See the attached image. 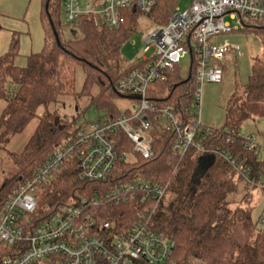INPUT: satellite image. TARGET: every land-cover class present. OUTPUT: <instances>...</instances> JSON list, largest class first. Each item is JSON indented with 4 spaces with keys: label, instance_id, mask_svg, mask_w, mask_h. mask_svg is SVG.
Returning <instances> with one entry per match:
<instances>
[{
    "label": "trees",
    "instance_id": "trees-1",
    "mask_svg": "<svg viewBox=\"0 0 264 264\" xmlns=\"http://www.w3.org/2000/svg\"><path fill=\"white\" fill-rule=\"evenodd\" d=\"M178 1L158 0L152 13L129 16L125 24L113 30L83 18L78 31H71L72 37L64 39L59 20L60 0H43L46 17L43 50L28 56L23 68L14 64L15 44L8 53L0 55V101L5 102L0 114V151L26 128L37 109H45L22 152L7 154L16 172L4 182L0 179V211L12 189L30 179L54 151L72 141L84 126H74V122L47 111V107L61 97L76 95V68L81 67L86 75L78 95L90 96L91 103L105 111L99 121L115 119L120 114L114 103V99L119 98L116 85L139 66L138 62L125 63L120 54L123 43L134 34L141 17L157 26L164 25ZM242 29L259 37L263 52L251 59L246 83L242 87L237 85L231 94L223 125L217 128L221 132L237 133L242 122L264 118V23H244ZM193 74L194 64L187 75L176 67L168 73L167 81L152 84L148 94L152 105L155 108L170 106L176 112L188 108L194 95ZM93 85L99 91L91 96ZM158 126L155 125L152 132L153 157L144 160L135 156L134 162L117 163L105 183L77 181L75 159L60 167L36 192L37 215L45 219L57 207L80 196L101 197L118 181L168 184L166 198L155 209L151 229L175 243L174 264H189V260L201 264H264V220L253 222L250 215V188L255 186L245 182L221 158H216L198 175L200 154L190 148L180 157L173 149L175 133L158 129ZM115 138L120 153L132 154L130 142L123 135L118 133ZM229 149L237 160H247L246 164L252 168L250 178L258 182L262 164L256 162L254 152L240 141H235ZM140 209L132 202L101 208L99 214L101 219L114 221L117 229L122 230L130 225ZM3 248H0V259L5 253Z\"/></svg>",
    "mask_w": 264,
    "mask_h": 264
},
{
    "label": "built area",
    "instance_id": "built-area-1",
    "mask_svg": "<svg viewBox=\"0 0 264 264\" xmlns=\"http://www.w3.org/2000/svg\"><path fill=\"white\" fill-rule=\"evenodd\" d=\"M157 1L84 0L82 8L79 0H62L64 26L78 31L80 21L90 18L96 25L117 29L129 16L152 13ZM188 1L186 10L179 12L175 7L165 24L144 39L149 46L143 53L153 49L152 53L142 57L139 66L116 85L119 95L135 97L124 98L131 100L130 105L115 119L84 124L74 139L54 151L30 179L12 189L0 211V248L5 249L0 264H174L175 243L151 229L155 209L166 198L168 184L118 181L101 197L80 196L57 207L45 219L36 213L37 190L72 159L77 181L107 182L117 163L127 161V154L116 147L118 133L130 142L132 154L149 160L153 157L152 132L159 125L158 129L175 133L173 149L180 157L194 148L202 158H221L245 182L264 190V144L258 145L252 135L221 132L200 120L202 87L222 82L223 70L216 63L228 53V47L210 44V39L236 31L225 22L226 15L241 26L264 23V0ZM186 53L190 56L189 72L194 64L190 106L179 112L170 106L155 108L148 95L150 86L167 81L168 73L180 68ZM235 141L252 150L256 162L262 164L258 182L250 178L252 168L247 160H237L230 151ZM132 202L141 209L126 229L118 230L114 221L100 218L101 208Z\"/></svg>",
    "mask_w": 264,
    "mask_h": 264
},
{
    "label": "rangeland",
    "instance_id": "rangeland-1",
    "mask_svg": "<svg viewBox=\"0 0 264 264\" xmlns=\"http://www.w3.org/2000/svg\"><path fill=\"white\" fill-rule=\"evenodd\" d=\"M188 0H179L176 7L179 12L186 10ZM83 8L84 0H79ZM63 2L59 4V20L63 26L62 37L67 39L72 37V28L64 26ZM168 18V17H167ZM167 20V19H166ZM236 31L229 34H220L210 39V44H219L228 47V53L216 64L223 70V78L220 84H204L201 90L200 120L204 126L210 128H220L225 120V109L228 100L239 85L242 87L250 73V62L255 56H261L262 45L259 37L242 29L238 20L224 17ZM166 22V21H165ZM165 24V23H164ZM0 55L8 53L13 45H16V55L14 64L23 68L27 65V57L31 54L40 53L45 45L46 17L44 15L43 0H0ZM158 26L152 24L147 18L141 17L137 22L134 34H132L122 45L120 54L127 65L137 63L142 57L148 58L153 49L150 47L148 54L143 53L149 46L144 39ZM190 65V56L186 53L181 60L180 68L184 75H187ZM86 75L81 67L75 70V96L61 97L57 103L47 107V111L56 112L58 117L74 122V126H80L88 122H97L98 118L105 114L104 110L98 109L91 103L90 96H79L82 91ZM14 89V86H12ZM99 91L96 85L90 89L91 96ZM119 110L129 106L131 100L124 98L114 99ZM5 107V102L0 101V114ZM44 107L37 109L35 117L29 122L26 128L19 134L13 136L7 143L5 150L0 151V179L6 181L13 176L16 168L9 159V154H19L33 135L39 118L44 114ZM239 133L245 136L252 135L258 145L264 144V118L248 119L239 127ZM263 157V151L260 152ZM135 155L127 156L128 162L135 161ZM202 156L199 158V163ZM197 173H202V168L198 165ZM252 196L251 219L253 222L264 220V190L250 188ZM168 200V199H166ZM201 264L198 261H193ZM189 260V264H193Z\"/></svg>",
    "mask_w": 264,
    "mask_h": 264
},
{
    "label": "water",
    "instance_id": "water-1",
    "mask_svg": "<svg viewBox=\"0 0 264 264\" xmlns=\"http://www.w3.org/2000/svg\"><path fill=\"white\" fill-rule=\"evenodd\" d=\"M54 37H55V39H56V42H57V44L59 43L58 42V37H57V34L56 33H54ZM118 96L119 97H121V98H128V99H134L135 97H124V96H122V95H119L118 94ZM206 158V157H205ZM209 162H208V164H206V165H204V167H202V172H204L212 163H213V161H214V159H213V157H208V159H207ZM200 167L202 166V158H201V161H200V163L198 164Z\"/></svg>",
    "mask_w": 264,
    "mask_h": 264
},
{
    "label": "crops",
    "instance_id": "crops-1",
    "mask_svg": "<svg viewBox=\"0 0 264 264\" xmlns=\"http://www.w3.org/2000/svg\"><path fill=\"white\" fill-rule=\"evenodd\" d=\"M207 159H208V157L202 158V166H201V168L204 167V165L208 164L209 161Z\"/></svg>",
    "mask_w": 264,
    "mask_h": 264
}]
</instances>
